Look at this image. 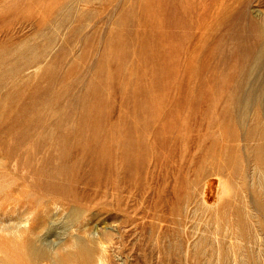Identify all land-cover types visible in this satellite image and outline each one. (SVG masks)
Instances as JSON below:
<instances>
[{
  "label": "rangeland",
  "instance_id": "374dc122",
  "mask_svg": "<svg viewBox=\"0 0 264 264\" xmlns=\"http://www.w3.org/2000/svg\"><path fill=\"white\" fill-rule=\"evenodd\" d=\"M0 264H264V0H0Z\"/></svg>",
  "mask_w": 264,
  "mask_h": 264
},
{
  "label": "bare ground",
  "instance_id": "6f19581e",
  "mask_svg": "<svg viewBox=\"0 0 264 264\" xmlns=\"http://www.w3.org/2000/svg\"><path fill=\"white\" fill-rule=\"evenodd\" d=\"M0 260H2V259H0Z\"/></svg>",
  "mask_w": 264,
  "mask_h": 264
}]
</instances>
